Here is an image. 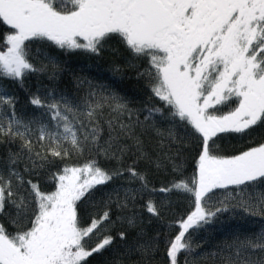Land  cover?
<instances>
[{
  "label": "snow or ice",
  "instance_id": "obj_1",
  "mask_svg": "<svg viewBox=\"0 0 264 264\" xmlns=\"http://www.w3.org/2000/svg\"><path fill=\"white\" fill-rule=\"evenodd\" d=\"M0 29V78L23 86L26 75L49 66L55 75L58 65L43 48L33 51L34 42L96 55L115 42L131 54L129 66L137 69L138 79L146 80L150 92L144 108L132 109L115 92L98 91L78 78V87L88 84L80 104L64 96L51 103L35 94L30 97L32 105L47 110L48 123L19 117L15 98L0 93V144L17 145L0 160V220L6 218L0 222V264H87L88 258L102 254L114 242L104 234L112 205L124 211L135 206L138 194L156 191L134 167L141 159L158 169L171 165L178 178L159 191L186 194L194 205L175 222L178 232L165 241L167 264H179L182 253L184 264H197L202 244L193 242V233L222 214L238 211L264 218V133L260 142L231 155L217 145L220 134L243 138L264 129V0H0ZM40 57L48 63L38 68L32 61ZM134 61L146 66L141 71ZM153 98L162 106L152 105ZM233 98L235 107L226 113L210 111ZM140 112L148 113L143 120ZM154 113L169 121L172 143L195 141L192 176L183 175L179 149L175 155L158 154L155 160L145 150L142 137L148 132L164 136L152 119ZM159 147L163 149V141ZM85 151L121 166L105 169L95 158L81 166L65 164L50 174L55 182L51 192L25 179ZM129 155L136 158L133 165L123 167ZM125 174L129 182L138 181L140 189H125L123 197L116 192L114 201L111 193L102 196L98 203L104 211L82 226L79 205L89 202L95 207L92 198L98 186ZM145 208L160 218L161 208L154 201L149 199ZM123 219L137 226L135 214ZM119 235L126 240L125 232ZM144 235L141 229L125 244L121 257L130 264H153L159 233L149 239ZM204 255L214 264H264V227L225 238L217 251Z\"/></svg>",
  "mask_w": 264,
  "mask_h": 264
},
{
  "label": "trees",
  "instance_id": "obj_2",
  "mask_svg": "<svg viewBox=\"0 0 264 264\" xmlns=\"http://www.w3.org/2000/svg\"><path fill=\"white\" fill-rule=\"evenodd\" d=\"M3 29H0L2 31ZM33 51L41 47L44 51L55 61L58 65L55 75L51 66L46 71H38L29 73L23 78V86L15 80L9 78H0V93L15 98L16 114L23 119L35 118L42 122L48 123V113L45 108H38L32 105L30 97L35 94L45 100V103H51L53 100L59 99L61 96L66 97L74 104H80L81 98L85 96L88 90V84L78 87L77 79L90 81L92 86L98 91H105L106 93L115 92L117 95L123 97L132 109H142L146 103H149L150 92L146 87V80L137 78V69L129 66L133 58L122 46L115 42H110L104 46V49L99 55L86 53L81 50L66 51L51 45L50 42H34L31 45ZM38 68L41 63L47 64L48 61L43 57L33 59L32 61ZM138 64L139 70H143L146 66L140 61H134ZM52 93V95H49ZM157 107L162 106V102L158 98H153L150 102ZM235 107V101H229L224 105H220L218 109H210L214 114L220 115L231 108ZM3 110L7 112L8 106H3ZM147 112H140L139 119L143 120ZM152 119L156 121V127L164 132V136H158L155 131H150L142 137L144 140L145 150L155 160L158 154L168 153L175 155L179 149L180 159L183 160V175L190 177L195 170V156L197 150L194 148L195 141L183 144L172 143L167 136L170 128L169 121L163 119L158 114H153ZM106 128V126H105ZM180 135H183V130H177ZM264 129L258 128L251 136L241 138L236 134H220V139L217 140V145L223 154L231 155L238 150L249 146L253 143H258L261 140V134ZM107 132L104 133L106 138ZM161 141H163V149H160ZM8 148L16 150L17 145H9L7 143L0 144V160H2L7 153ZM90 158H95L99 165L105 169H115L121 165L115 160H107L103 156H96L94 153L85 151L82 156L72 155L70 158L63 161H56V163L47 170H43L39 175L25 176V179H31L38 183L40 190L43 192H51L55 189V182L50 179V174L62 168L65 164L69 166H81ZM136 158L132 155L125 157L122 162L123 167L133 165ZM180 159L177 162H180ZM137 171L144 174L147 178L149 189H156V191H145L137 195L135 206L127 210L121 211L113 204L111 212V220L108 224V231L104 234H110L114 238L113 244L105 250L102 254H94L88 258L87 264H116L117 261L123 260V264H130L127 258H122L121 253L124 251L126 243H132L137 233L143 229L144 239L157 237L159 245L158 251L155 252L153 264H167L165 258V248L167 239L172 238L177 232L175 222L181 217H186L193 209L194 205L190 202L191 197L186 194H179L176 192L163 193L159 189L167 187L170 182L177 179L178 176L172 171L171 165L164 168H157L154 163L148 160L141 159L134 164ZM22 168V166H21ZM125 189L131 191L133 189L139 190L140 183L138 181L129 182V176L125 174L123 177L116 178L104 186H98L92 198L96 202L95 207L92 203L85 202L79 205V215L82 226L90 223L91 216L96 213H102L104 206L98 203L102 196L111 193L113 201L116 199V192L123 197ZM151 199L161 208L160 218L151 216L145 208L146 202ZM137 217V226L130 227L124 217ZM237 212H229L219 216L216 221L193 233V242L202 244L198 249L197 264H214V260L210 255H204L218 250L225 238L231 240L234 234H250L257 232L264 227V218L254 217L252 221L248 217L243 221L239 220ZM121 219H117V217ZM6 223V218L0 220ZM10 232L15 229L9 225ZM126 233V240H121L120 233ZM102 238V237H101ZM96 240L92 241L94 246ZM138 256H133L132 259H138ZM179 264H184L185 255L182 253L179 256ZM192 258L189 257V260Z\"/></svg>",
  "mask_w": 264,
  "mask_h": 264
},
{
  "label": "rangeland",
  "instance_id": "obj_3",
  "mask_svg": "<svg viewBox=\"0 0 264 264\" xmlns=\"http://www.w3.org/2000/svg\"><path fill=\"white\" fill-rule=\"evenodd\" d=\"M237 213H238V215L235 216V217H238V216H239V217H240L239 220H241V221H243V219L246 218V217H248V218H249L250 220H252V221L255 219L254 217H251V216H245L242 212H238V211H237Z\"/></svg>",
  "mask_w": 264,
  "mask_h": 264
},
{
  "label": "flooded vegetation",
  "instance_id": "obj_4",
  "mask_svg": "<svg viewBox=\"0 0 264 264\" xmlns=\"http://www.w3.org/2000/svg\"><path fill=\"white\" fill-rule=\"evenodd\" d=\"M232 100H234V98H233ZM218 107H220V105L216 106V109H218ZM225 113H226V112H225ZM223 114H224V113H223Z\"/></svg>",
  "mask_w": 264,
  "mask_h": 264
}]
</instances>
